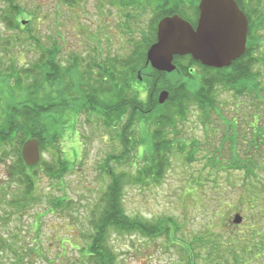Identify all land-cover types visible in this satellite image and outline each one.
I'll return each instance as SVG.
<instances>
[{"label": "rangeland", "instance_id": "rangeland-1", "mask_svg": "<svg viewBox=\"0 0 264 264\" xmlns=\"http://www.w3.org/2000/svg\"><path fill=\"white\" fill-rule=\"evenodd\" d=\"M14 1L22 9L18 21L29 22L31 32L10 31L0 19V63L5 66L11 63H21L20 66L36 63L40 54L38 46L47 48L56 43L61 47L56 57L61 66L69 65L78 56L86 60L92 57L97 63L110 68L114 59L129 57L137 43L141 44L149 38L157 17V12L147 4V0L137 11L122 9L120 5L112 4L111 0H69L67 3L61 0ZM243 2L249 3L247 11L253 14L257 23L252 42L257 46L253 51L260 58V63L255 67V72L262 73L260 82L264 87V22L261 19L264 18V0L257 9L249 0ZM5 3L8 1L0 0V11L6 7ZM187 7L186 15L194 20L191 6ZM1 88L4 92L2 98L7 99L8 92L4 85ZM140 91L141 99L146 100L148 93L142 87ZM218 92L224 124L228 127L236 117L235 132L233 129L225 132V126L219 120L217 132L214 125L213 128H205L192 110L182 127L186 137L184 143L188 146L185 155L175 153L170 156L171 165L157 184L148 187L125 186L124 189L123 207L131 221H147L154 225L161 218H174L179 229L171 239H146L139 233L124 234L111 228L107 244L116 264H188L184 250L194 257L196 264H208L205 262L211 252L208 243L218 238V249L214 252L227 255L234 248L240 254V264H264V242H261V236L253 241L257 225L264 236V219L248 203V177L243 169L236 167L238 163L242 166L243 160L240 158L244 156L238 152L235 155L239 160L234 158L230 140L235 134L238 147L239 143L247 144L253 136V129L248 125L263 126L264 122L258 123L257 114L252 116V120L248 119L249 113L241 116L235 114L234 111L238 109L248 112L245 108L246 98H236L233 93L223 89ZM1 105H5V100L1 101ZM261 114L264 115L263 110ZM68 120L61 149L72 170L58 182L46 178L38 180L37 197L43 196L42 202L26 204L22 210L16 207L18 212L11 207L13 205H6L22 190L10 176L9 167L16 164L15 159L0 161V201L3 204H0V238L13 243L20 251L28 252L29 256H24L28 264L85 262L84 252L88 250L91 236L95 235L89 224L90 214L92 210L102 207L101 196L109 189L108 160L115 155L131 153L132 146L124 149L120 137L104 127L97 115L90 118L91 123L86 121L85 116L76 122L71 114ZM136 130L126 132V135L130 133L134 136L133 143L144 141L146 147V137L151 129L144 126ZM193 142L198 145L194 152L189 149L194 146ZM217 152L219 156L214 160ZM52 155L49 151L41 152L46 162L52 161ZM140 157L136 164L141 162ZM112 167L116 173L130 171L131 168L117 163H113ZM58 197L73 201L71 210L63 213L54 207L52 202ZM236 215L243 218L240 225L234 223ZM198 240H205V245L201 246ZM241 248H247L249 253L254 252L245 255L239 252ZM31 249H34V254H31ZM256 249L263 251L258 253ZM13 259L9 251L0 250V264H11Z\"/></svg>", "mask_w": 264, "mask_h": 264}, {"label": "trees", "instance_id": "trees-1", "mask_svg": "<svg viewBox=\"0 0 264 264\" xmlns=\"http://www.w3.org/2000/svg\"><path fill=\"white\" fill-rule=\"evenodd\" d=\"M7 1L6 7L0 11L1 22L10 31L23 29L31 32L29 22L22 28L18 21L22 14L18 3L13 0ZM61 1L69 2V0ZM199 1L147 0V4L157 12L152 34L143 43H137L129 57L114 59L110 68L97 63V60L92 57L86 60L78 56H75L69 65L61 66L56 60L61 47L56 43L47 47L50 49L38 44L39 59L29 66H20L19 61L20 64L11 63L8 66L0 63V161L8 162L11 159L16 161L15 165L9 167L10 176L14 183L20 186L22 193L16 195L14 200L6 205H13L11 207L17 212L16 207L22 210L26 204L42 202L43 196L37 197V185L40 178L58 182L71 172L72 167L69 165L71 163L64 159L61 149L63 133L70 114L76 122L85 116L88 123H91L92 116L97 115L104 127L106 126L120 137L118 138L124 149L132 146V155L131 153L124 156L115 155L108 160L109 165L106 170L110 179L109 189L101 196L102 207L91 211L89 224L95 235L91 236L88 250L84 252L83 264H116L115 256L110 252L107 244L111 228L124 234L139 233L146 239L156 237L171 239L173 233L179 229L174 218H161L154 225L147 221H131L125 213L122 200H124L125 186L148 187L150 184H157L171 165L170 156L175 153L185 155L188 146L184 143L186 137L182 127L188 121L192 110L199 116L198 119L205 128L214 125V131L217 132L219 130L216 126L217 121L224 124L218 99V91L223 89L233 93L236 98L247 99L245 108L248 112H240L241 109H238L234 111L235 114L241 116L249 113L248 119L251 120L252 116L257 114L258 123L264 122V115L261 114L262 110L264 111V87L260 82L262 73L255 72L260 58L254 55L253 50L257 46L252 42L257 23L254 21L253 14L250 15L247 11L246 6L249 3L244 4L243 0H237V3L250 22L249 43L246 54L231 67L221 70L208 68L195 62L191 56L176 57L174 63L177 70L173 74L160 73L146 65V54L150 46L156 42L159 21L164 17L177 14L190 23L196 24ZM144 2L145 0H111L112 4L132 11L142 8ZM249 2L256 9L261 5V0H249ZM187 5H190V10L194 12V20L186 15ZM261 19L264 22V18ZM1 85H4L8 92L7 99L2 98L4 92ZM141 87L149 95L146 100L141 99ZM162 91H168L170 94L164 105L158 103V94ZM2 100H5L4 106L1 105ZM235 118H233L234 123H229L228 127H225V132L229 129L235 132V126L237 127ZM133 126L136 129L144 126L151 129L146 137L148 142L146 147L144 141V143L134 142V145L132 140L134 136L130 133L126 135V132L137 131L132 129ZM263 126L248 125L253 129L252 141H248L247 144L239 143L240 147L234 140L237 135L232 134L234 137L230 138L234 158L239 160V157L235 155L238 152L242 157L244 156L243 159L240 158L243 160L242 166L241 163L234 164L238 169H243L248 177L247 200L252 210H258L261 219H264V178L261 175V169L264 171ZM30 139L40 141L41 152L53 153L51 162L42 159L35 167L29 168L25 165L21 155L22 147ZM195 144L193 142L194 146L189 148L192 152L198 149V145ZM148 147L149 151H147ZM217 151L219 152V149ZM218 152L213 156L214 160H217ZM139 156L142 157L141 162L136 164ZM113 163L129 166L130 171L122 170L116 173L112 167ZM22 195L24 196L21 197ZM52 204L65 213L71 210L73 201L58 197ZM38 222L41 225L40 220ZM255 229L257 231H254L253 241L261 236V242H264V236L259 231L261 227L257 225ZM218 239L208 243L211 252L205 262L240 264V254L234 248L227 255L219 251L214 252L218 249ZM203 241L205 240L197 242L204 246ZM0 250L11 253L14 258L11 264H28L24 256L28 257L29 253L20 251L13 243L6 242L3 238H0ZM30 251L31 254L35 253L34 249ZM262 251L263 249H256L258 253ZM239 252L247 255L254 251L249 253L247 248H241ZM184 253L188 264H196L192 255L187 254L185 250ZM231 258L232 261H230Z\"/></svg>", "mask_w": 264, "mask_h": 264}, {"label": "water", "instance_id": "water-1", "mask_svg": "<svg viewBox=\"0 0 264 264\" xmlns=\"http://www.w3.org/2000/svg\"><path fill=\"white\" fill-rule=\"evenodd\" d=\"M199 19L194 27L180 15L167 16L157 25L156 42L147 51L146 65L165 74L177 70L176 57L191 56L197 63L214 69L230 67L247 51L250 22L235 0H200ZM141 80V77H139ZM169 92L162 91L158 103L164 105ZM27 166L41 161L40 142L27 141L22 148ZM243 219L236 215L234 223Z\"/></svg>", "mask_w": 264, "mask_h": 264}, {"label": "flooded vegetation", "instance_id": "flooded-vegetation-1", "mask_svg": "<svg viewBox=\"0 0 264 264\" xmlns=\"http://www.w3.org/2000/svg\"><path fill=\"white\" fill-rule=\"evenodd\" d=\"M236 1H237V0H236ZM244 13H245V12H244ZM198 19H199V14H198V17H197V20H196V25H197Z\"/></svg>", "mask_w": 264, "mask_h": 264}]
</instances>
